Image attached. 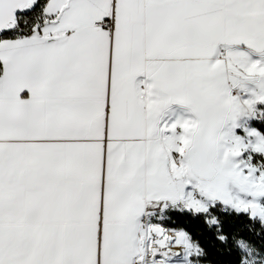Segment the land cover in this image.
<instances>
[{
    "label": "snow or ice",
    "instance_id": "snow-or-ice-1",
    "mask_svg": "<svg viewBox=\"0 0 264 264\" xmlns=\"http://www.w3.org/2000/svg\"><path fill=\"white\" fill-rule=\"evenodd\" d=\"M258 105L264 0H0V264H201L175 216L264 231Z\"/></svg>",
    "mask_w": 264,
    "mask_h": 264
},
{
    "label": "trees",
    "instance_id": "trees-1",
    "mask_svg": "<svg viewBox=\"0 0 264 264\" xmlns=\"http://www.w3.org/2000/svg\"><path fill=\"white\" fill-rule=\"evenodd\" d=\"M173 103L186 107L176 102ZM258 107H264V105H258ZM254 126L264 128V121H257ZM174 220L177 225H182L192 231L194 239L198 238L201 245L205 248L207 254L202 258L201 263L238 264L239 260L243 258L244 252L236 246L235 240L237 238H242L247 242L253 250L254 258L257 261L264 259V231L261 230L259 224L253 227L252 221L245 215H240L239 217L228 216L225 219V231L228 234L226 243L211 242V233L203 231V225L199 221L188 222L187 218L183 216H175ZM165 226L170 227L172 225L166 224Z\"/></svg>",
    "mask_w": 264,
    "mask_h": 264
},
{
    "label": "rangeland",
    "instance_id": "rangeland-1",
    "mask_svg": "<svg viewBox=\"0 0 264 264\" xmlns=\"http://www.w3.org/2000/svg\"><path fill=\"white\" fill-rule=\"evenodd\" d=\"M232 49L231 50H238V51H242L245 52L250 59L252 60H257V59H261V54L256 52L253 49H250L247 45H245L243 42H241L240 44H234L232 45ZM225 54V52H222L221 57H223V55ZM230 84V90L232 92L233 95L237 96L240 99H247L250 98L254 92L257 90V86L255 83L251 82V81H238L236 84H231V82L229 81ZM143 90V88H142ZM167 108L164 109V111H168ZM163 120L166 121V117L163 113ZM204 264V263H201Z\"/></svg>",
    "mask_w": 264,
    "mask_h": 264
},
{
    "label": "crops",
    "instance_id": "crops-1",
    "mask_svg": "<svg viewBox=\"0 0 264 264\" xmlns=\"http://www.w3.org/2000/svg\"><path fill=\"white\" fill-rule=\"evenodd\" d=\"M233 47L232 45H225L223 42L217 45V52L213 54L212 57H209V62H213L215 59L220 58L222 52H226V50H231ZM150 79L146 77L144 74H138L135 78L134 83L136 86L142 90L144 89L147 83H150ZM168 111H164V115L166 117V121L171 122L180 118L186 114V107L176 105L172 103L168 106Z\"/></svg>",
    "mask_w": 264,
    "mask_h": 264
},
{
    "label": "clouds",
    "instance_id": "clouds-1",
    "mask_svg": "<svg viewBox=\"0 0 264 264\" xmlns=\"http://www.w3.org/2000/svg\"><path fill=\"white\" fill-rule=\"evenodd\" d=\"M235 243L237 247H240L242 244L245 245L244 248H241L243 252H246V249L249 248V245L247 244V242L244 241L242 238H237L235 240ZM249 260H250V264H258V261L254 258V256L249 257Z\"/></svg>",
    "mask_w": 264,
    "mask_h": 264
}]
</instances>
